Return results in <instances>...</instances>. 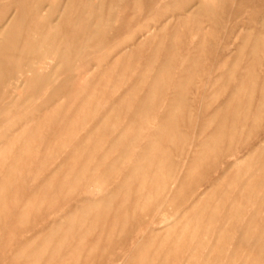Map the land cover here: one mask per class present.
I'll return each mask as SVG.
<instances>
[{
	"label": "rangeland",
	"instance_id": "1",
	"mask_svg": "<svg viewBox=\"0 0 264 264\" xmlns=\"http://www.w3.org/2000/svg\"><path fill=\"white\" fill-rule=\"evenodd\" d=\"M0 264H264V0H0Z\"/></svg>",
	"mask_w": 264,
	"mask_h": 264
}]
</instances>
